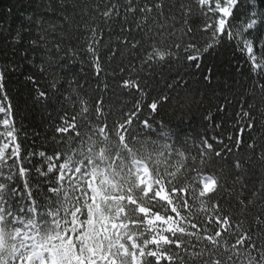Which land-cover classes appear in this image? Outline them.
<instances>
[{"label": "snow or ice", "instance_id": "snow-or-ice-1", "mask_svg": "<svg viewBox=\"0 0 264 264\" xmlns=\"http://www.w3.org/2000/svg\"><path fill=\"white\" fill-rule=\"evenodd\" d=\"M45 7L81 46L68 48L64 63L60 43L55 55L45 45L37 66L27 52L16 60L30 29L5 35L0 27L11 49L0 53V264H264V0ZM43 24L33 50L47 40ZM222 50L239 53L246 70L234 69L244 77L238 90H213L222 102L201 112L204 133L164 121L156 129L163 108L183 121L193 85H212ZM78 59L94 78L93 96L74 75L62 101L71 110L49 114V147L35 146L39 132L26 146L6 82L15 76L32 105L47 110L60 77L50 73L44 88L36 71L71 72Z\"/></svg>", "mask_w": 264, "mask_h": 264}, {"label": "trees", "instance_id": "trees-1", "mask_svg": "<svg viewBox=\"0 0 264 264\" xmlns=\"http://www.w3.org/2000/svg\"><path fill=\"white\" fill-rule=\"evenodd\" d=\"M46 4L47 0H0V27L5 30V35H7L8 29H11L12 34H15L21 27L30 29V31H25L23 33L21 43L16 46L17 61H19L21 52H27L28 57L34 59L36 65L39 66L42 59H47L45 45L51 48L55 55V44L60 43L62 51L59 53V57L63 58L64 63H68V58L64 55L68 48H77L81 46V41L74 28L69 29L65 27L63 29V35H61V28L57 20L58 14L48 11L45 7ZM9 9H11V11H9ZM41 20L44 21L43 28L48 30L47 40L41 42L40 47L33 50L29 41L33 39L39 40V36L37 35V22ZM48 21H53L58 25L55 32L50 30ZM193 26H195V22ZM5 51L10 52L11 49L6 47L4 36L0 35V53ZM3 59V55H0V61H3ZM79 59L85 58L81 57ZM79 59L72 62L71 72L62 71L56 65L49 67L44 75H41L38 70L36 71L40 86L44 88H47V82L51 79L50 73H58L60 77V93L57 94V97H53L47 110H41L39 106L34 107L32 105L27 88L22 83L17 82L15 76L6 82L9 88V94L13 98V103L18 108V124L28 133L27 139H25L24 133H21V139L24 140L26 146L33 145V133L39 132L40 136L35 139V146L37 148L49 147L51 133H47V138H45L47 125L49 123V114L55 117L58 112L63 111L65 108L71 110V106L63 104L62 101L64 95H66L69 90L68 81L72 79L74 75L84 84V88L81 90L82 93L89 97L93 96V89L96 87L94 78L91 75L88 65L86 63L81 64ZM215 63L217 65V76L214 78L212 85L208 88H205L203 84L193 85L191 111L184 115L183 121H181V116L178 111L174 112L171 107L163 108L153 121V125L156 129L160 127L159 122L164 121L173 130H176L178 126L181 132L193 136L204 133L205 128L202 126L201 112L207 109L209 104L214 105L218 102H222L216 100L213 95V90H215L216 96H219L221 93L229 95L227 91L229 85L238 90L239 82L242 81L244 77H241L234 69L239 66L240 69L246 70L239 53H234L231 50H222L216 58ZM234 80L236 83H234ZM197 88L200 90L196 91ZM232 112L233 109L229 108L228 115H231ZM147 115L148 113L145 112V116ZM208 135H212L211 129H208ZM181 138L183 139V137ZM241 154L246 155L245 153Z\"/></svg>", "mask_w": 264, "mask_h": 264}]
</instances>
